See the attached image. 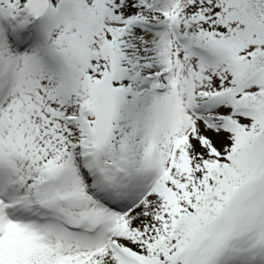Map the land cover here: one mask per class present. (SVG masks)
Segmentation results:
<instances>
[{"label": "snow or ice", "instance_id": "obj_1", "mask_svg": "<svg viewBox=\"0 0 264 264\" xmlns=\"http://www.w3.org/2000/svg\"><path fill=\"white\" fill-rule=\"evenodd\" d=\"M0 264H264V0H0Z\"/></svg>", "mask_w": 264, "mask_h": 264}]
</instances>
